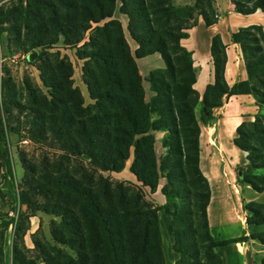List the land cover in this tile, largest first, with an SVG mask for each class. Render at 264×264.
<instances>
[{"label":"trees","instance_id":"16d2710c","mask_svg":"<svg viewBox=\"0 0 264 264\" xmlns=\"http://www.w3.org/2000/svg\"><path fill=\"white\" fill-rule=\"evenodd\" d=\"M214 2L195 0L193 5L207 25L217 21ZM233 3L240 13L264 11V0H233ZM193 7L186 6L190 11L185 14L171 0H27L12 9L0 8V23H16L8 31L24 35L22 45L43 49L37 67L49 91L46 95L40 88H31L32 104L28 110L36 125L31 133L36 139L51 138L54 146L62 151L63 160L77 161L74 172L50 173L42 177L47 184L38 181L35 186L55 200L54 208L45 211L61 217V221L51 223L52 243L35 241L38 257L47 264H166L159 223L161 209L171 216L168 230L174 239L172 248L179 254L175 264H202V257L206 260L204 264H223L217 247L248 240L247 235L217 240L210 232L207 207L211 189L200 168V122L208 123L214 117L213 109L233 94L252 93L257 103H264L260 98L264 94L260 95L252 84L255 78L264 85V55L258 61L247 52L252 48L250 40L257 45L255 50H262L253 29L261 31L263 40L264 32L259 26H250L233 33V40L241 45L249 78L232 86L225 80V45L219 35L213 38L215 81L206 87L198 118L195 109L200 94L194 88L196 71L191 52L181 44L187 34L184 23L188 17L193 18ZM117 10L128 16L127 28L138 43L135 52L122 21L116 17ZM179 13L184 17L180 18ZM197 22L196 18L191 25ZM60 35L66 45L77 48L78 58L84 60L83 81L93 100L88 105L80 88L74 86L70 59L48 52ZM154 52L161 54L166 67L151 72L150 81L156 94L147 102L136 58ZM11 107L6 98L0 99L3 125L4 115L10 113ZM244 123L247 122L238 126L237 134L244 135ZM159 132L164 134L166 158L175 164L183 161L175 160L174 156L187 159L190 174L202 183L199 187L203 190L197 191L201 200L198 213L205 232L200 234L193 222L189 239L183 211L172 207H176L172 203L179 192L174 194V190L162 188L165 202L158 205L139 184L104 175V172L123 171L133 149L130 170L137 182L155 193L160 177ZM234 142L244 151L250 149L237 137ZM247 158L256 165L252 157L247 155ZM243 169V181L262 192L264 176L254 175L262 181L257 182ZM1 171L0 162V179L6 177ZM18 195L26 205L28 192ZM252 205L250 202L246 208L254 210ZM259 217L262 219L248 223H264V216ZM6 228L7 222L0 224V264H5ZM255 238L264 244V236ZM12 248V264H37V259L26 256L16 243Z\"/></svg>","mask_w":264,"mask_h":264},{"label":"rangeland","instance_id":"374dc122","mask_svg":"<svg viewBox=\"0 0 264 264\" xmlns=\"http://www.w3.org/2000/svg\"><path fill=\"white\" fill-rule=\"evenodd\" d=\"M27 0H0V8L2 6L12 9L15 6H19L21 2L26 3ZM175 8H180L182 12L188 14L190 11L186 6L193 7L195 0H188L185 3L177 4V0H171ZM185 1V0H184ZM191 1V3H189ZM242 1V0H240ZM247 4V2H243ZM121 3H119L120 6ZM248 6H251V4ZM193 18L186 19L184 26V32L187 33V29L193 27L194 20L202 15H199V10L193 7L191 12ZM184 17L183 13L180 14ZM116 17H118L124 27L126 32L127 40L131 46L133 52L138 48V43L132 38L127 26H128V16L117 10ZM16 23H0V99L6 98L9 104H12L10 113L4 115L5 124L2 125V142L0 147V162L2 164L1 174L15 176L18 182H14L15 186L17 184L20 190H3L1 183L3 178L0 179V224H6V235L4 242V252H5V264L11 263L12 256V245L16 243L18 249L24 252L28 257L36 258L37 264H47L43 259L39 258L38 250L35 246V241L38 240L44 243H52L51 234V223L53 220L61 221L60 216H56L51 212L45 211L46 208L53 209V204L55 200L53 196L49 195L47 192H41L35 189L38 181L46 183L42 177L50 173L55 175H60L61 171L71 170L74 172L77 167V161L72 159L67 161L63 160L61 157V150L54 146L51 138L48 140L36 139L31 130L36 126L29 115V108L32 104L30 93L31 88H40L42 93L48 95L49 89L44 86L43 81L40 77V70L37 67L38 58L43 53L41 48H32L29 45H22L26 38L24 35L15 34L11 29V25ZM173 26L176 25L172 21ZM255 37L259 39L258 44L261 46L262 50L257 51L251 40L249 41L252 47L247 52L253 60L260 61L264 54V40L262 33L259 29H253ZM36 52L37 57L35 60H28L27 56L29 53ZM51 54H58L61 57H68L73 64V79L74 86H78L85 98V104H90L93 100L90 98L87 85L83 81V71L82 67L84 65V60L78 58L77 48L66 45L64 42V37L60 35L58 41L53 44V46L48 50ZM137 60V59H136ZM252 60V61H253ZM157 70V69H156ZM156 70H151L147 72H141L143 79V86L145 89V98L147 102H150L155 96V91L152 89L150 77L151 72ZM156 76L158 74H155ZM170 79L169 75L166 76ZM264 78V77H263ZM30 83V84H29ZM252 84L259 90V94H264V85L257 82L254 78ZM29 85H31L29 89ZM264 100V97H260ZM264 102V101H263ZM261 106L264 103H259ZM199 109V108H198ZM262 109V108H261ZM247 123L242 125L244 135L237 134V138L250 148L246 151V154L253 158L256 165L248 160L245 167L239 166L237 169L243 170L249 175L250 178L255 179L257 182H262L261 179L255 178L254 175L264 176V109L259 112L253 120H244ZM163 132L157 133V154L159 156L158 165L160 168L159 177V187L156 194L150 192V187L142 185V183L132 181L139 184L143 190H145L147 196L154 199L156 204L161 205L165 201V197L162 194V188H167V190H174V194H179L176 196L173 210L183 211L186 220V232L188 239L191 237L189 233L190 227L193 225L198 226L199 233L203 234L205 232L202 226V217L199 215L200 211V198L197 195L198 190H203L199 187L201 182H196L195 179L190 174V166H188L187 159L174 156L175 160H182L183 162L175 164L174 160H169L166 157V149L163 146ZM26 140L27 142H23ZM203 150V149H202ZM205 150V149H204ZM201 151V149H200ZM6 154V156H4ZM214 155L215 152H210ZM134 159V150H131L129 159L126 162L125 168L122 172H104L105 176H109L112 179H117L125 182L131 181L128 177L131 174L130 167ZM215 163L216 169L220 165L221 160L216 161L215 158L212 163ZM63 163V164H62ZM218 164V165H217ZM259 166V167H257ZM235 168V172L237 171ZM230 171V170H229ZM217 172V170H216ZM242 173V172H241ZM243 180V179H242ZM35 181V182H34ZM246 183V182H245ZM247 186L249 185L246 183ZM250 188V185L248 186ZM22 191L28 192L27 204L24 205L21 196L18 193ZM57 190H51V192ZM235 191V190H231ZM252 191V190H251ZM253 198L245 200L243 194H249L247 190H238L237 194L240 196L242 205L239 208L231 205L230 213L235 214L236 222L235 224L227 223L226 225L215 226L214 228L220 230V232H226V237H214L217 240H224L233 238L234 234H239L238 236L247 235L248 240L245 242H233L231 244L224 245L225 249L228 251L235 252L240 258L246 256L253 260V264H263L264 259V244L261 243L257 238L258 235L264 236V223L259 225L249 224L248 221L259 220L264 216V190L258 192L253 189ZM10 195V196H8ZM227 196L229 194L227 193ZM253 202L252 208L247 209L246 206ZM159 216V223L161 228V234L163 239V250L165 254L166 264H175L176 258H179V254L173 250L172 244L174 242L173 237L170 235L167 225L169 224L171 216L166 213L164 209ZM260 212L257 215L256 211ZM259 218V219H257ZM168 221V224L167 222ZM209 221V216H208ZM183 226V225H182ZM176 229L178 227H175ZM183 228V227H182ZM209 228L211 232V226L209 223ZM236 236V237H238ZM254 237V238H253ZM191 240H189V244ZM201 243L202 241L199 240ZM186 246V245H185ZM204 256V253H203ZM189 261L194 262L193 259L189 257ZM200 262L204 264L206 260L202 257Z\"/></svg>","mask_w":264,"mask_h":264},{"label":"crops","instance_id":"0c3cea01","mask_svg":"<svg viewBox=\"0 0 264 264\" xmlns=\"http://www.w3.org/2000/svg\"><path fill=\"white\" fill-rule=\"evenodd\" d=\"M179 1L185 3L188 0H177V4H180ZM214 3L217 21L212 25H207L203 17L200 16L197 24L187 29V34L181 39V44L192 54L193 66L196 71L194 88L200 94V101L195 109L198 118L203 108L202 96L206 87L215 81L214 55L212 52L213 38L219 35L225 45L227 58L225 80L229 86H232L249 78L241 45L233 40V33L250 26H259L264 32V11L258 9L255 12L245 14L237 11L233 0H215ZM136 59L140 72L166 67V63L159 52L137 57ZM263 109L264 105L261 106L257 103L252 93L233 94L225 97L223 104L213 109L214 117L208 123L200 122V168L210 183L211 196L207 212L211 234L214 237H226V232H220V230L214 228L215 226L226 225L228 222L235 224V214L230 213L229 210L231 205L236 208L242 205L237 191L241 189L250 192L249 194H243L245 200L253 198V188L251 186L248 188L249 185L247 186L242 180V171L237 169L239 166L245 167L247 165V154L246 151L235 144L234 139L237 137L238 126L244 120L255 119ZM1 142L2 125L0 124V147ZM211 151L215 154L211 155ZM214 158L216 161L221 160V164H217L219 169L214 166L216 162L212 163ZM235 168L237 169L236 172L234 171ZM128 178L131 181L136 179L132 172ZM14 182H18L15 176L6 175L3 178L1 187L7 191L15 190ZM158 190L153 194H156ZM231 190L235 191L231 192ZM227 193L229 196H227ZM161 212L162 210H159V216ZM166 222L168 224V221ZM238 235L235 233L233 238ZM225 247L216 248V251L222 257L223 264H253L252 259L246 256L240 258L235 252H230Z\"/></svg>","mask_w":264,"mask_h":264},{"label":"water","instance_id":"95a60500","mask_svg":"<svg viewBox=\"0 0 264 264\" xmlns=\"http://www.w3.org/2000/svg\"><path fill=\"white\" fill-rule=\"evenodd\" d=\"M36 57H37V54H36V52L29 53V54H28V56H27L28 60H30V61H33V60H35V59H36Z\"/></svg>","mask_w":264,"mask_h":264},{"label":"built area","instance_id":"2783aa9c","mask_svg":"<svg viewBox=\"0 0 264 264\" xmlns=\"http://www.w3.org/2000/svg\"><path fill=\"white\" fill-rule=\"evenodd\" d=\"M23 142H27L26 140H24ZM15 190H20L16 184V189Z\"/></svg>","mask_w":264,"mask_h":264},{"label":"bare ground","instance_id":"6f19581e","mask_svg":"<svg viewBox=\"0 0 264 264\" xmlns=\"http://www.w3.org/2000/svg\"><path fill=\"white\" fill-rule=\"evenodd\" d=\"M221 164V163H220Z\"/></svg>","mask_w":264,"mask_h":264}]
</instances>
